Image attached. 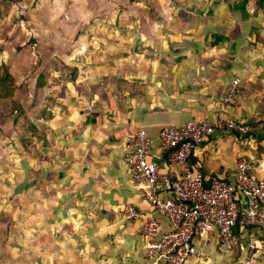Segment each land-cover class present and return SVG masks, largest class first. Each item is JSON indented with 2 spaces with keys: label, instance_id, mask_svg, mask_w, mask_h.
<instances>
[{
  "label": "crops",
  "instance_id": "crops-1",
  "mask_svg": "<svg viewBox=\"0 0 264 264\" xmlns=\"http://www.w3.org/2000/svg\"><path fill=\"white\" fill-rule=\"evenodd\" d=\"M147 3L135 17L134 56L120 36L106 42L108 58L65 60L79 73L54 75L58 84L43 93L54 103L42 116V161L30 177L42 181V236L56 244L44 257L54 264H161L147 260L142 230L148 216L163 230L168 220L143 200L123 165L126 139L139 129L154 140L149 159L162 162V126L222 115L253 131L206 139L192 157L204 178L231 182L243 157L264 163V0ZM236 79L237 99L226 104ZM32 81L25 75L24 87ZM128 205L144 218H127ZM240 231L229 257L213 234L201 247L203 261L185 264H264V227Z\"/></svg>",
  "mask_w": 264,
  "mask_h": 264
},
{
  "label": "rangeland",
  "instance_id": "rangeland-1",
  "mask_svg": "<svg viewBox=\"0 0 264 264\" xmlns=\"http://www.w3.org/2000/svg\"><path fill=\"white\" fill-rule=\"evenodd\" d=\"M147 2L0 0V65L15 76L14 104L22 110L32 103L28 92L34 82L24 87L25 75L35 76L52 59L62 60L58 77L79 73L65 60L86 55L98 59L102 52L108 58L106 42H120V36L129 48L126 56H134L135 17L140 9H150ZM12 107L11 100L0 99V264H54V257H44L45 249L56 244L42 236V181L30 177L31 165L38 168L42 161V140L32 136L42 131V124L37 125L40 131H30L23 116L13 124Z\"/></svg>",
  "mask_w": 264,
  "mask_h": 264
},
{
  "label": "built area",
  "instance_id": "built-area-1",
  "mask_svg": "<svg viewBox=\"0 0 264 264\" xmlns=\"http://www.w3.org/2000/svg\"><path fill=\"white\" fill-rule=\"evenodd\" d=\"M239 81L227 88L224 103L237 99ZM253 129L222 115L202 118L183 125H165L158 133L166 159H149L154 140L144 129L126 139L123 165L143 200L168 220V228L148 216L143 226L146 258L161 264L203 261L201 247L215 234L224 256L238 244L234 228L264 227V163L241 158L234 178L209 181L192 163L194 152L214 133L248 136ZM127 218H144L133 206L124 208Z\"/></svg>",
  "mask_w": 264,
  "mask_h": 264
},
{
  "label": "trees",
  "instance_id": "trees-1",
  "mask_svg": "<svg viewBox=\"0 0 264 264\" xmlns=\"http://www.w3.org/2000/svg\"><path fill=\"white\" fill-rule=\"evenodd\" d=\"M61 63L62 62L59 59H52L48 62V64L43 70H41L39 73H36L35 82L33 85L34 87L31 95L32 103H30L29 106H25L22 110L20 109L19 106L17 107L14 104V100H16L15 98L16 84H15V77L11 72V68L9 69L3 64L0 65V99L7 100L8 102L10 100L12 101L13 107L11 109V112L12 115L14 114L16 115L15 118L12 120L13 124L18 125L19 120L23 116L26 119L25 126L27 127L28 130L36 131L35 128H37L40 131V128L37 125H40L39 122L42 123V116L46 114V107L52 102L54 98L52 94L49 95L47 94L46 96H43V93L46 90L54 88V86L58 84V80L54 75H56V73L59 76L61 75L58 73L60 70H62ZM62 66H64L66 70L68 69L66 65L62 64ZM75 74H73L72 76H74ZM66 76H68V74ZM65 77H61V78H65ZM41 132L42 131L33 132L34 134L32 135L33 138H36L38 141L42 140ZM38 155L42 156L41 154ZM30 175H32L31 172ZM240 230L242 229L237 224L236 227L234 228V233L238 239L237 246L239 245L240 232H241ZM236 247L234 248V250L236 249Z\"/></svg>",
  "mask_w": 264,
  "mask_h": 264
}]
</instances>
